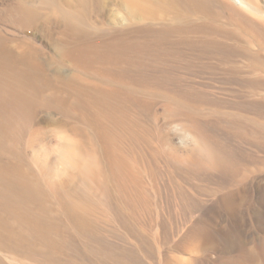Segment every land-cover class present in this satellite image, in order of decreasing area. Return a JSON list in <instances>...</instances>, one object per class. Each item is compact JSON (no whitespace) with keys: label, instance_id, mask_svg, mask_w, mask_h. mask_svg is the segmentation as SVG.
I'll list each match as a JSON object with an SVG mask.
<instances>
[{"label":"rangeland","instance_id":"rangeland-1","mask_svg":"<svg viewBox=\"0 0 264 264\" xmlns=\"http://www.w3.org/2000/svg\"><path fill=\"white\" fill-rule=\"evenodd\" d=\"M221 1L241 17L162 4L138 16L121 0H96L80 33L56 18L23 27L16 0H0V46L34 49L39 69L18 79L36 114L16 120L26 129L16 141L0 136V162L52 186L65 148L98 166L89 181L73 169L59 189L16 192V218L1 210L16 237L0 240V264H221L225 251L264 246V0ZM182 11L189 21L172 26ZM109 40L113 57L82 65L62 56ZM195 224L213 232L206 258L177 248Z\"/></svg>","mask_w":264,"mask_h":264},{"label":"bare ground","instance_id":"bare-ground-1","mask_svg":"<svg viewBox=\"0 0 264 264\" xmlns=\"http://www.w3.org/2000/svg\"><path fill=\"white\" fill-rule=\"evenodd\" d=\"M29 1L16 0V7H15L16 21L23 27L31 26V25L34 27L36 24L37 26L41 25L44 27V25L51 23V21L54 18H56L57 20L59 19L64 23H66L68 27L73 28L75 32L78 31L80 33H84L83 31H86L85 30L86 27L84 28V25L86 23L85 16L86 14H88V12H91V10L95 8V7L91 8L89 6L92 4L93 1L96 0H40V6L37 7H40L41 9H45L46 10L45 14H42L40 12L41 9L37 8L36 5L30 3ZM97 1H99V4L101 3L100 0ZM121 1L125 5L127 11L130 10L133 13V15L139 14L143 16L147 15L153 17L154 15L157 14L156 13L158 9L157 6L159 4H162L166 8H169L171 10L181 7L183 9H186L188 11V12L186 11L187 13L202 14L203 16L206 17L207 15L213 16V15H218L219 13L222 15H228V16L237 15L241 17L239 11L234 12L233 9H231L225 1L222 2L221 0H153L155 3H148L145 0H121ZM232 1H235L234 3L238 4L239 6H243L245 4L244 0H232ZM70 3H75L73 4V6L77 5L75 8L79 6L78 8L81 9L78 10L77 8L76 10L78 11L72 10L74 7L72 9H65L64 6L66 4L70 5ZM183 5H185V7ZM184 12L182 11V13H178L177 15L175 14L174 19L172 17L173 20L172 19L171 20L176 23V24L174 23L172 26H176L178 24V26L181 27L180 24H183L184 20L190 19V17L188 18L187 14H185L186 12L185 13ZM132 13L130 14L129 12L130 15H132ZM208 19L210 18L208 17ZM187 20L185 23L189 21ZM182 26H184V24ZM106 42L107 41L104 42L100 41L101 44L100 45L96 42L92 43V41H90V43L78 44L74 48H72L71 46L70 49L63 51L62 56L67 59H70V61L73 60L74 62H76V64L78 63L82 65L83 64L89 65L91 62L93 63L96 61H100L102 59L109 58L110 56H112L111 55L112 52L115 53V49L118 46L117 44L118 42L114 40L113 41L109 40V43ZM32 50L34 49H31L30 47L24 48L23 50H21L20 53L18 52V55H16L11 51H7L6 49H3L0 46V136L6 139L10 138L11 140L14 141H16V137L19 139L23 133L26 134L24 131H22L25 128L24 129L18 128V130L16 131V120L22 119V121H24L23 123H27L28 121L31 120L33 114L36 112V110L34 112V109L37 108V106L35 108V105H37L35 100V95L31 94L28 90L26 91L23 87V84L18 80L22 76L27 77L29 75H33L37 77V73L39 69L37 66H34V64H32V62H34L33 60L34 51ZM115 56L117 57V55ZM252 57L254 58L255 56ZM255 60L257 59L255 58ZM253 108H254L253 110H255V107ZM255 126L257 128V124ZM66 147L69 146L66 145ZM74 149H72L71 147L65 148L61 154V157L59 156L60 158H62L61 160H63L64 168L62 167V169L64 170L62 171L61 169L60 173H57L56 171L57 178L56 179L54 178L53 181L50 180L53 182V186H55L54 187L55 189L56 187L59 189L63 185L64 181L67 179V172L73 169L74 170L77 169L79 175L85 181L92 180L98 176L97 163L94 160L83 161L80 156L78 157L74 155L75 153H73L72 151ZM211 149H205L204 151L207 161L212 167H216L219 169L223 168L224 161L222 160V156L219 157L216 154V152L212 151L213 149L212 150ZM11 165L9 164L8 166L3 164V162H0V190H1L0 240L4 237H8L7 234L12 235L14 238L16 237V235L8 228L7 222L5 221L1 212L2 209L12 210L13 215L16 218V203L18 206H22V201L20 199L16 201V197H15L16 192H18L17 194L19 196H23L26 195L28 192H30L29 190H31V192L38 193V192L46 191L45 190L46 186H48L49 189L53 187L50 182H48L47 185L46 183L43 184L44 182L38 181V179L33 178V176H30L31 174L29 175V173L26 170H25L26 172H24L21 171V169L19 170L16 169V166H11ZM20 168L22 167L20 166ZM45 171H48V168L47 170L45 169ZM4 188H6V190L11 191L10 194L6 195L3 192ZM74 210H76V208H74ZM20 213L22 214V218L28 220V215L25 210H21ZM46 229L47 231L49 230L48 228ZM212 236H213V232H211L206 226H203V224L202 225L195 224L192 228L189 229L188 233L179 242L177 248L184 252H188V253L190 252L192 254L193 253L200 254L202 255V258H204L209 253L214 251V247L211 246V244L209 243L210 240L212 239ZM51 241L52 239L50 240V242ZM262 246L251 249L241 248V250H239L237 254H234L231 251H225L222 254V256L219 257L218 261L221 264H264V246L263 247ZM174 261H175L173 262L174 264H206L205 260H201V259L197 260L196 263L191 262V260H184L182 258L181 259L176 258L174 259Z\"/></svg>","mask_w":264,"mask_h":264}]
</instances>
